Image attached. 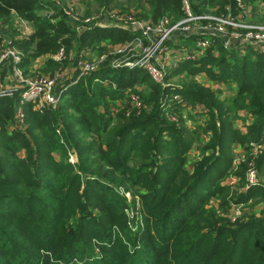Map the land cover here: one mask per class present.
Masks as SVG:
<instances>
[{"label": "trees", "instance_id": "trees-1", "mask_svg": "<svg viewBox=\"0 0 264 264\" xmlns=\"http://www.w3.org/2000/svg\"><path fill=\"white\" fill-rule=\"evenodd\" d=\"M188 1L198 15L209 8L224 14L226 6L232 15L238 12L236 0ZM93 2L98 9L132 8L138 21L156 23L166 16L174 25L185 17L183 0ZM45 4L50 5L0 0V20L10 22L14 12L33 24L31 37L13 41L23 51L26 73L35 59L61 48L66 55L87 49L97 54L101 44L134 37L115 28L76 37L64 17L43 16ZM212 38L197 61L168 69L166 85L143 68L115 69L105 62L79 77L54 110L35 112L24 105V129L13 126L18 97L0 99V264H264V217L231 225L226 219L233 206L264 204V182L250 186L246 178L250 169L264 176V52L250 45L225 50ZM194 41L195 36L181 44L191 48ZM44 65L53 75L66 64ZM184 70L191 76L204 71L237 91L220 99L195 83L172 85ZM131 95L141 107L127 114ZM112 103L116 112L109 110ZM188 106L206 109L203 124L192 117L193 128L184 124L181 112ZM240 112L251 119L245 134L234 125ZM201 137L207 138L203 144ZM233 144L246 151L239 165L233 164ZM194 145L201 158L190 172L187 156ZM252 148L258 155L250 166ZM230 172L244 191L235 194L231 184H223Z\"/></svg>", "mask_w": 264, "mask_h": 264}, {"label": "built area", "instance_id": "built-area-1", "mask_svg": "<svg viewBox=\"0 0 264 264\" xmlns=\"http://www.w3.org/2000/svg\"><path fill=\"white\" fill-rule=\"evenodd\" d=\"M41 1L50 3V5L45 4V8L41 10L43 16L52 19V21H54L55 16L64 17L71 29L75 30L76 37L95 28L126 30L133 32L134 37L131 39L130 43H126V41L122 44L114 45L104 46L101 44L100 48H102V51L97 54H94L87 49L80 51L78 54L76 51L71 50L70 53L66 55L65 50L61 48L53 55L40 57L44 58V62L46 60H52L57 63L66 64L55 71L53 75H43V73H40L39 71H31L30 74H26L20 65L22 54L19 49L13 45V39L22 40L31 37L34 34L33 24L30 21L20 18L16 13L11 12V21L9 23L5 21V23L10 24L14 20V29L7 31L6 25L2 23L4 20H0V99H2V97H18L19 101L14 111L13 126L19 129H24L25 127L23 112L24 105H30L35 112L54 110L59 107L64 93L72 84L77 82L79 77L87 76L89 73L97 71L100 65L105 62L115 69H123V67L128 69L143 68L155 83L166 85L165 74L168 71L166 72L164 65H160L163 51L161 50V47H158L160 44H162V46L165 45V41L170 40L174 42L172 44H175H168L166 47L169 48V45H171L173 48H178L177 42L180 38H187L189 40L191 37L195 36L196 41V37L219 36L216 33L222 32V28L224 30V27L228 25V33L236 34L237 36L232 38L233 40L238 41L236 43L228 40L227 42L233 43V45H228L227 48L234 46L235 48H244V46L250 45L256 51L264 52V26H262L261 29L254 26V29L252 30L253 33H244L246 35L244 38H241L239 35L243 33L244 25L236 22L238 17L240 19L243 18L245 15L244 10H249V12L251 10V14L257 16V7H260L258 8L260 11L262 9L264 10L263 2L252 5L242 4L240 0H236V7L238 8L236 15H232L231 8H226L227 11L224 14H217V9L209 8L207 11L211 13V17L209 14L208 16H197L198 14H195L197 17H194L190 13L191 10L189 11L187 8V0H183L185 10L182 9L184 10L185 17L172 25L170 19L166 16L161 17L154 24L150 20L138 21L137 13L131 10L130 13H124L117 9L108 11L107 8H100L97 12L89 13V15L84 18L83 14L76 8L70 7V5H72V0ZM196 19L198 21L211 20L207 21V24L204 25L207 26V28H200L195 25L194 20ZM232 29L239 30L241 34L230 31ZM259 29L260 32L258 31ZM174 32H177L178 36L170 39ZM15 33L17 34L15 35ZM147 41L149 42V45L147 44ZM154 43L157 45L156 47L153 46ZM71 44H78V42L72 40ZM139 45H145L146 47L142 48V53L139 56H131L130 53L132 50L136 49V46ZM211 45L212 43H210V40H204L201 42V45L199 44L200 49L198 48V45L196 48L200 51L205 49L209 50ZM180 48L190 49L183 44H180ZM4 80H6L7 83H10V86H5L3 83ZM178 98L179 97L177 96L175 100L179 101ZM129 101L131 105H135L137 109H140L141 104L138 97L131 95ZM255 175L256 172L253 169H250L247 173L246 178L250 186L257 183Z\"/></svg>", "mask_w": 264, "mask_h": 264}, {"label": "rangeland", "instance_id": "rangeland-1", "mask_svg": "<svg viewBox=\"0 0 264 264\" xmlns=\"http://www.w3.org/2000/svg\"><path fill=\"white\" fill-rule=\"evenodd\" d=\"M62 1V0H60ZM71 1V0H70ZM119 2L121 1H124V0H118ZM262 3V2H260ZM187 8L189 9L190 13L194 16V17H197V16H209L211 17V13L208 12V11H204L202 15H195L193 13V10L191 9V5L190 3L188 2L187 0ZM70 7L72 8H76L80 13L83 14V17L86 18L89 13H94V12H97L96 10L98 9L97 7V4L95 2H93L92 0L91 1H88V0H72V5H70ZM116 7H113V6H109L107 9L108 11H112V10H116L118 8ZM182 8L184 9V4L182 2ZM225 8H229V6H226ZM260 7H257V11H258V15L257 16H253V14H251V10L249 12V10H244V13H245V17L243 16V18H237V23L241 24V25H244L243 27V33L241 34L239 32V30H230L232 32H235V33H239L241 35H239L241 38H244V36L248 33H253L252 30L254 29V26H257L259 27L260 29L262 28V26H264V10L262 9L261 7V11L260 9H258ZM131 11L133 12H136L135 10H133L132 8L130 9ZM185 10V9H184ZM260 12V13H259ZM251 16V17H250ZM211 19H208L207 21H210ZM207 21H202V20H194L195 22V25L197 27H200V28H207V26H204L207 24ZM2 23H4L6 25V30L7 31H11L12 29H14L13 25H14V20L13 22H11L10 24H7L5 23V21H3ZM109 24V23H108ZM155 24V23H154ZM155 26V25H154ZM228 28L229 26L226 25L224 27V30L222 28V32L220 33H216L218 34L219 36H212L213 40H216L218 41L219 43L223 42L224 43V49L226 50L228 45H233V43H230V42H227L228 40H231V41H234L237 43L238 40H233V38H235L237 35L236 34H231V33H228ZM260 29L258 30L260 32ZM35 31V30H34ZM217 31H218V28H217ZM257 32V33H259ZM246 33V34H244ZM17 33H15L16 35ZM231 34V35H230ZM178 34L177 32H174V34L171 35L170 39H173L174 37H177ZM233 37V38H232ZM183 39H186L188 40L187 38H180L179 41L177 42L178 44V48L176 47H172L171 45H169V48L166 47V45L168 44H172L174 43L173 41H165L164 44L162 46V44H160L158 47H161V50L163 51V55H162V58H161V61H160V65H164L165 67V70L166 72L168 71V68L169 67H178L179 65L185 63V62H192V61H197L199 58L202 57V54L203 53H206L207 49L205 50H198L196 47L198 45V48L200 49V46L199 44L201 45V42L202 41H209V37H196V41H194V44L192 45V47L190 49H182L180 48V44L182 41H186V40H183ZM14 42H16L17 40L13 39ZM130 41H127L126 43H130ZM210 43H212V40H210ZM147 44L149 45V42L147 41ZM126 45V44H125ZM172 45H175V44H172ZM189 45V44H188ZM142 46V47H140ZM154 47H156L157 45L154 43L153 44ZM140 47V49H139ZM143 47H146L145 45H139V46H136V49L132 50V52L130 53L131 56H139L141 53H142V48ZM157 47V48H158ZM189 47V46H188ZM226 47V48H225ZM231 48L230 50H232V48H235L234 47H229ZM19 51L21 52L22 54V57H24L23 55V51L22 49H19ZM215 55H217L216 52H213ZM89 55H90V52H89ZM113 60V58H112ZM45 62H44V58H38V59H35L31 64L30 66H28V72L26 74H30L31 71H39L40 73H43L46 74L47 72H44L42 69L43 67L45 66L44 65ZM197 66V65H196ZM4 85L5 86H10V83H7L6 80L3 81ZM184 84H192V83H195L197 85H200L201 87H203L204 89H207L209 91H212L214 94H217L219 95V98L220 99H228L229 97H232L234 96V94L236 93L237 91V88L236 86L233 84L231 86H228L226 83H223L221 81H216L215 79H211L209 78V76L207 75V73H205L204 71H201V72H198L196 74H193L192 76L187 72V70H184L179 76H176L174 79L171 80V84L172 85H176V86H181ZM141 88V87H140ZM140 88H138L140 90ZM124 101L126 102H129L128 99H124ZM113 104L112 103L109 107V110L110 112H112L114 110L115 111V107H113ZM115 105V104H114ZM133 107H136L135 105H132ZM131 108L129 111H127L126 113L127 114H130L132 110H136L135 108ZM195 107V108H194ZM137 108V107H136ZM120 109V108H119ZM206 109L205 108H200V107H196V106H188L186 108V110L182 111L181 114H182V120L184 121V124L188 127V128H193L194 124L193 122L189 121L188 119L190 117H192L196 122V124H203L204 121H205V117L202 115V111L204 112ZM99 111H103L102 108L99 109ZM136 114H139L140 111H135ZM239 119L236 120L234 122V125H235V128L236 129H239V131L243 134H245L247 132V129H246V126L249 124L250 122V118H249V115L246 113V112H240L239 114ZM174 121H178L177 117H173L172 118ZM206 137H201V144L205 143L206 141ZM198 145H194V147H192L193 149L190 151L189 155L187 156V169L188 171H192V164L194 163V161L196 160H200L201 156H200V152L198 150ZM232 155H234L233 157V164L234 165H239L238 163H240L241 161H244L245 159V154H246V151L243 147H239L238 145L236 144H233L232 146ZM250 160H252L251 162H249L250 164L253 163L257 158V155H258V152H257V149L256 148H252L250 150ZM22 154V153H21ZM75 152H72L69 154V157H70V162L73 163L76 161V157H75ZM252 166V164L250 165ZM254 170V169H253ZM257 170V169H256ZM256 179L259 180V181H262L264 182V176L261 175L258 171H256ZM231 175V172L228 176H226V178H224V183L225 185H232L233 187V190L235 191V194H238L242 191H244L243 189H241L239 187V182H237L236 179H234L233 177L230 176ZM126 197H127V202H130L131 200V197L129 196V194L127 193L126 194ZM217 204V202L215 203ZM136 206H138V202H136ZM132 207V206H130ZM215 213L220 216V217H223L222 216V211L221 209H216L215 210ZM127 215H128V224H129V227L131 228L132 231L135 230V227H134V224L132 222V220H134V213L133 211L130 209L128 210L127 212ZM227 217V218H226ZM226 218L230 225L231 224H235V223H242V222H247L248 219L250 218H263L264 217V204L262 202H259V203H256V204H251L250 202L246 203V204H243V205H236V206H233L230 210H229V213L228 215H226ZM130 247L131 246H128L129 250H130Z\"/></svg>", "mask_w": 264, "mask_h": 264}]
</instances>
